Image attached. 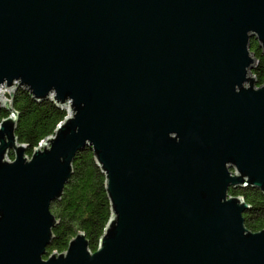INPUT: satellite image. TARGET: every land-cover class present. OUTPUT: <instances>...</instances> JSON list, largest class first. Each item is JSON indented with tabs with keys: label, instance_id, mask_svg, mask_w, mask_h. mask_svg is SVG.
Returning a JSON list of instances; mask_svg holds the SVG:
<instances>
[{
	"label": "water",
	"instance_id": "water-1",
	"mask_svg": "<svg viewBox=\"0 0 264 264\" xmlns=\"http://www.w3.org/2000/svg\"><path fill=\"white\" fill-rule=\"evenodd\" d=\"M253 37L264 54V0H0V264H264L229 194L264 193ZM17 87L71 113L31 160ZM87 146L112 216L95 252L79 232L44 259Z\"/></svg>",
	"mask_w": 264,
	"mask_h": 264
},
{
	"label": "trees",
	"instance_id": "trees-1",
	"mask_svg": "<svg viewBox=\"0 0 264 264\" xmlns=\"http://www.w3.org/2000/svg\"><path fill=\"white\" fill-rule=\"evenodd\" d=\"M250 50L258 59L252 73L257 84H264V54L256 38L250 40ZM13 107L19 112L16 136L20 143L29 146L30 154L44 139L54 134L64 121L67 111L52 100H36L23 87H17L13 96ZM8 117L6 110L0 111V121ZM107 179L97 164L93 150L87 146L73 162V173L65 185L61 200L51 204V211L58 223L53 228V239L47 254L63 253L70 241L79 232H84L89 248L96 251L107 224L112 216L110 198L106 189ZM231 196L242 195L251 204L244 214L245 226L251 231L264 230V193L256 188H237L229 191Z\"/></svg>",
	"mask_w": 264,
	"mask_h": 264
},
{
	"label": "rangeland",
	"instance_id": "rangeland-1",
	"mask_svg": "<svg viewBox=\"0 0 264 264\" xmlns=\"http://www.w3.org/2000/svg\"><path fill=\"white\" fill-rule=\"evenodd\" d=\"M251 54L254 55V52L251 51ZM252 74H253V73H252ZM253 76H255V75L253 74ZM263 85H264V84H263ZM261 86H262V85H261ZM259 87H260V85L256 84V88H259ZM1 92H2V93H1ZM10 93H11L10 89H9V88L7 89V87H6L5 85L2 86V88L0 89V95L3 96V99H7V100H10V101H11ZM2 110H5V109H4V108H1L0 111H2ZM66 111H67V115H66V117L71 116V113L68 112V107L66 108ZM9 115H10V113L8 112V116H9ZM1 121H2V120H1ZM1 121H0V124H1ZM32 155H33V151H32L30 154H29L28 152H26L25 155H24V157L27 156L28 160H31ZM6 159H7L8 161H10V162H13V161L15 160V154H14L13 152L8 153L7 156H6ZM239 196H242V195H239ZM233 197H236V196H233ZM98 248H99V247H98ZM90 250H91V249H90ZM92 252H95V251H92ZM52 254H53V253H52ZM50 255H51V254H50ZM50 255H48V254L45 255V256H44V259L49 258Z\"/></svg>",
	"mask_w": 264,
	"mask_h": 264
},
{
	"label": "bare ground",
	"instance_id": "bare-ground-1",
	"mask_svg": "<svg viewBox=\"0 0 264 264\" xmlns=\"http://www.w3.org/2000/svg\"><path fill=\"white\" fill-rule=\"evenodd\" d=\"M1 88H2V87H1ZM1 88H0V89H1ZM2 98H3V96H2ZM2 100H3V99H2Z\"/></svg>",
	"mask_w": 264,
	"mask_h": 264
},
{
	"label": "flooded vegetation",
	"instance_id": "flooded-vegetation-1",
	"mask_svg": "<svg viewBox=\"0 0 264 264\" xmlns=\"http://www.w3.org/2000/svg\"><path fill=\"white\" fill-rule=\"evenodd\" d=\"M238 188H241V187H238ZM237 189V188H236Z\"/></svg>",
	"mask_w": 264,
	"mask_h": 264
}]
</instances>
